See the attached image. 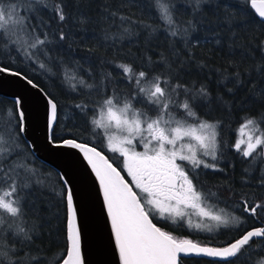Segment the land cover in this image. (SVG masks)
Here are the masks:
<instances>
[{
  "label": "trees",
  "instance_id": "1",
  "mask_svg": "<svg viewBox=\"0 0 264 264\" xmlns=\"http://www.w3.org/2000/svg\"><path fill=\"white\" fill-rule=\"evenodd\" d=\"M54 2L60 0H49L50 4ZM62 3L67 17L63 22L53 13H42L47 22L44 30L52 40L45 46L47 56L38 54V58L29 59L22 50H17L18 46L0 45V64L24 73L57 104L52 139L75 138L92 144L116 163L117 155L106 149L107 130L92 123L100 118L106 97L115 96L121 105L130 100L135 109L154 117L157 113L153 107L142 102L135 73L148 74L141 87H148L155 76L161 78V86L166 88L177 83L189 89L203 87L208 92L207 99H196L192 107L199 120L218 125L217 159L204 157L215 163L217 169L201 167L189 175L216 211L238 220L204 231L183 220L173 222L170 218L150 216L160 228L177 238L213 246L229 244L249 229L264 226V158L256 154L255 158H246L234 148L245 120L249 117L259 120L264 115V22L254 14L248 0H210L204 14L207 22L186 38L187 43L182 28L190 16L180 0H176L175 18L180 26L176 37L169 34L165 22L158 18L152 0H62ZM217 4L221 5L219 9L215 8ZM226 13L233 17L230 23L223 22ZM120 17L125 19L122 21ZM61 32L63 40L59 39ZM43 61L47 65L42 68ZM121 64L132 67L131 78L118 67ZM65 73L76 79H68ZM81 78L92 87L81 85ZM165 79L169 85L163 83ZM174 99L179 102L185 96L181 92ZM83 112L85 116L81 117ZM175 115L189 124L196 123L194 118L184 117L182 109H176ZM0 119L14 125L16 136L12 147L18 145L16 151L20 153L17 163H25L36 173L31 187L22 193L26 227L34 229L33 243L16 246L22 247L21 256L28 252L38 258L31 264H60L68 248L64 199L67 188L55 169L36 158L19 132L21 120L16 102L0 96ZM5 127L0 125V129ZM260 128L264 130V122ZM36 180L41 183H35ZM256 204L261 207L255 214L244 210ZM261 256L264 238H253L239 257L229 261L180 256L179 264H256Z\"/></svg>",
  "mask_w": 264,
  "mask_h": 264
},
{
  "label": "snow or ice",
  "instance_id": "2",
  "mask_svg": "<svg viewBox=\"0 0 264 264\" xmlns=\"http://www.w3.org/2000/svg\"><path fill=\"white\" fill-rule=\"evenodd\" d=\"M5 2L6 0H0V45L18 46L17 50H22L29 59L37 54L47 56L45 46L51 44L52 40L44 30L47 22L42 13H53L58 21L63 22L67 17L62 0L51 4L49 0H11L7 6ZM180 3L190 16L186 26L182 28L184 42L187 43L186 38L207 22L204 14L210 0H180ZM248 4L260 21L264 22V0H248ZM151 6L158 12V18L165 22L169 34L176 37L180 27L175 18L178 10L176 0H152ZM219 7V4L215 6L216 9ZM197 16L200 19H196ZM120 19L123 21L125 18ZM232 20L233 17L226 13L223 22L230 23ZM64 38L63 32L59 33V39ZM40 67L43 68L44 65L41 64ZM118 67L129 78L134 75L130 65L121 64ZM8 71L7 67H0V72ZM11 74L21 75L19 72ZM65 76L70 80L76 79L74 75L68 76L67 73ZM135 77L139 93L143 94L142 102L150 104L157 113L156 116L150 117L146 112L135 109L130 100L124 101L121 106L115 96H109L103 100L100 118L92 120L96 128L110 130L107 135L108 147L124 158V169L131 177V184L95 148L74 139H64L60 145L79 149L95 171L103 190L121 264H179L181 254L225 260L239 257L241 250L253 238H264V228L247 231L239 240L227 246L213 247L192 239L177 238L153 223L150 214L160 219L172 218L175 222V218L189 217V210H192L202 219L214 222V225L200 223L194 227L212 231L213 227L235 224L238 218L213 210V206L207 203L204 193L198 190L189 175L190 171L195 174L201 167L217 169L215 163H209L204 157H210L213 161L217 159L218 125L199 120L192 107V102L196 99H207V90L203 87L189 89L179 83L169 85L167 79L163 83L169 87H162L159 76L152 78L148 87H141V81H146L148 74L140 71L135 73ZM25 79L29 85L37 87L32 80L27 77ZM79 83L92 87L86 85L82 78ZM71 87L75 89V84ZM181 92L185 99L177 102L174 97H179ZM49 103L50 119L55 123L57 104L51 100ZM176 109H182L184 117L194 118L196 123L189 124L185 118L178 119ZM18 115L22 120L23 112ZM261 122H264V115L259 120L249 117L239 129L240 138L234 148L246 158L254 157V154L264 158V130L260 128ZM246 129L249 131L246 132ZM23 131L21 126L19 132ZM3 132L0 129V144L5 145L0 148V264H31L32 260L38 258L30 256L28 252L21 256L22 247L18 248L16 245L33 243L34 229L26 227L22 193L31 187L36 173L25 163H17L20 153L16 149L19 146L12 147L14 139L11 136L6 139ZM137 143L142 145V151L136 150ZM34 182L41 183L39 180ZM64 199L68 212V248L62 264H84L77 208L70 187L67 188ZM260 207L261 205L256 204L251 209L245 207L244 210L255 214ZM188 223L191 225L190 219ZM256 264H264V256Z\"/></svg>",
  "mask_w": 264,
  "mask_h": 264
},
{
  "label": "water",
  "instance_id": "3",
  "mask_svg": "<svg viewBox=\"0 0 264 264\" xmlns=\"http://www.w3.org/2000/svg\"><path fill=\"white\" fill-rule=\"evenodd\" d=\"M0 67L5 66L0 64ZM8 69V72H0V96L14 102L19 101V103H16V107L18 114L19 112H23L24 114L23 119H20L21 126L24 128V131L21 132L23 138L29 144L36 158L55 169L60 174L66 188L70 187L72 189L81 232V251L84 264H121L114 233L111 228V220L107 214L106 204L103 199V190L95 171L79 149L60 146L62 141L55 142L52 139L55 123L51 122L50 119L49 101H55L40 85L24 73L12 68ZM12 72H19L21 75L15 76L11 74ZM25 77L28 80H32L33 84L37 87L29 85ZM67 139H74L78 143L95 148L107 158L113 167L120 171L109 160L108 155L94 145L75 138ZM121 175L123 174L121 173ZM153 223L155 222L153 221ZM258 228H264V226L251 228L248 231ZM229 244L209 246L224 247ZM181 256L190 257L196 255L181 254ZM206 258L228 261L222 258Z\"/></svg>",
  "mask_w": 264,
  "mask_h": 264
},
{
  "label": "rangeland",
  "instance_id": "4",
  "mask_svg": "<svg viewBox=\"0 0 264 264\" xmlns=\"http://www.w3.org/2000/svg\"><path fill=\"white\" fill-rule=\"evenodd\" d=\"M11 1H6L5 2V6H7V3H10ZM37 53L39 52V50H35ZM34 57H39L38 56V54L37 55H35ZM43 65H47V63H46V61H43ZM87 88V87H86ZM85 90H87V89H85ZM122 106V105H121ZM101 109V108H100ZM100 112V111H99ZM85 116V113L83 112L82 114H81V117H84ZM178 118V117H177ZM179 119V118H178ZM79 120H81L80 118H79ZM0 125H5L6 127L3 129L4 130V132H3V134H4V136H5V138L7 139L9 136H11L13 139L15 138V136H16V132H15V129H14V125H13V123H9V122H6V121H4V120H2V119H0ZM107 130V134H109V131L110 130H108V129H106ZM246 132L247 131H249V130H245ZM244 138L246 139L247 137H246V135L244 136ZM10 144H11V141L9 142ZM14 144H11V146H13ZM243 146V145H242ZM3 147H5V145L4 144H0V148H3ZM106 149L108 150V151H110V149H109V147H108V141H106ZM143 149V148H142ZM110 152H112V151H110ZM112 153H115V152H112ZM116 154V153H115ZM207 203L209 204V202L207 201ZM210 205V204H209ZM212 206V205H211ZM213 210H215V208H213ZM218 211V210H217ZM189 213H190V216L189 217H185L184 219H180V218H175V221H178V220H183V221H185L187 224H189L188 223V219H190L191 220V226H193L194 227V225H196V224H200V223H204V224H209V225H214V222H212V221H208V220H205V219H202L201 217H199V216H197V215H195L193 212H192V210H189ZM225 213V212H224ZM225 214H227V215H229V216H231L230 214H228V213H225ZM170 219H172V218H170ZM173 220V219H172ZM231 224V223H230ZM216 228L217 227H213V230H216ZM202 230H204V231H207L206 229H202ZM240 264H244V263H240Z\"/></svg>",
  "mask_w": 264,
  "mask_h": 264
},
{
  "label": "flooded vegetation",
  "instance_id": "5",
  "mask_svg": "<svg viewBox=\"0 0 264 264\" xmlns=\"http://www.w3.org/2000/svg\"><path fill=\"white\" fill-rule=\"evenodd\" d=\"M136 150L137 151H142L143 149H142V145L141 144H139V143H137V145H136ZM116 163H114L115 164V166L121 171V173L123 174V176H124V178L131 184L132 183V180H131V177L130 176H128L127 175V172H126V170L124 169V165H123V157L122 156H120V154L119 153H116ZM134 189V191H137L138 192V190L137 189H135V188H133ZM138 194H139V192H138ZM229 261V260H228Z\"/></svg>",
  "mask_w": 264,
  "mask_h": 264
},
{
  "label": "bare ground",
  "instance_id": "6",
  "mask_svg": "<svg viewBox=\"0 0 264 264\" xmlns=\"http://www.w3.org/2000/svg\"><path fill=\"white\" fill-rule=\"evenodd\" d=\"M55 142H58V141H55Z\"/></svg>",
  "mask_w": 264,
  "mask_h": 264
}]
</instances>
